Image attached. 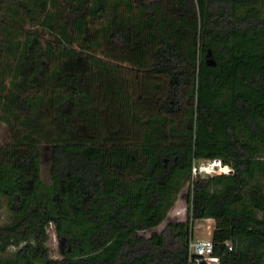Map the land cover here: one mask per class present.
Masks as SVG:
<instances>
[{
	"label": "trees",
	"instance_id": "obj_1",
	"mask_svg": "<svg viewBox=\"0 0 264 264\" xmlns=\"http://www.w3.org/2000/svg\"><path fill=\"white\" fill-rule=\"evenodd\" d=\"M0 120V264H264V0H0Z\"/></svg>",
	"mask_w": 264,
	"mask_h": 264
},
{
	"label": "rangeland",
	"instance_id": "obj_2",
	"mask_svg": "<svg viewBox=\"0 0 264 264\" xmlns=\"http://www.w3.org/2000/svg\"><path fill=\"white\" fill-rule=\"evenodd\" d=\"M10 138L7 125L4 121L0 120V141L6 142ZM43 176L46 181H49V168L48 163L43 165ZM190 182H187L181 192L178 194L176 202L174 206L169 210L167 219L158 225L155 229L161 231L165 228L168 220H185L187 217V209L188 202L190 198ZM10 215V211L8 208L7 198L0 195V221H7ZM215 219L214 218H205L198 221H195L194 226V237L201 238H210L212 237V231L215 228ZM50 238L48 243L51 247V254L54 257H60L59 253V239L53 227H50ZM145 233H149V231H145ZM16 249L15 246L9 248V250L5 253V255H11L13 251ZM217 264H221L220 261Z\"/></svg>",
	"mask_w": 264,
	"mask_h": 264
},
{
	"label": "built area",
	"instance_id": "obj_3",
	"mask_svg": "<svg viewBox=\"0 0 264 264\" xmlns=\"http://www.w3.org/2000/svg\"><path fill=\"white\" fill-rule=\"evenodd\" d=\"M222 172L231 173L233 172V167L230 164L224 163L219 157L196 161L192 168L193 178L198 175L206 176ZM52 226L53 225H51V227ZM227 244L232 248L230 241H227ZM213 254L214 242L212 237H191L189 245V264H202L203 261H206L207 264H211L212 261H219V258Z\"/></svg>",
	"mask_w": 264,
	"mask_h": 264
},
{
	"label": "crops",
	"instance_id": "obj_4",
	"mask_svg": "<svg viewBox=\"0 0 264 264\" xmlns=\"http://www.w3.org/2000/svg\"><path fill=\"white\" fill-rule=\"evenodd\" d=\"M155 228H156V227H155ZM155 228H154V229H155ZM156 230H157V229H156ZM158 231H159V230H158ZM217 262H219V261H212L211 264H217Z\"/></svg>",
	"mask_w": 264,
	"mask_h": 264
},
{
	"label": "water",
	"instance_id": "obj_5",
	"mask_svg": "<svg viewBox=\"0 0 264 264\" xmlns=\"http://www.w3.org/2000/svg\"><path fill=\"white\" fill-rule=\"evenodd\" d=\"M202 264H207L206 261H203ZM222 264H225V263H222Z\"/></svg>",
	"mask_w": 264,
	"mask_h": 264
}]
</instances>
